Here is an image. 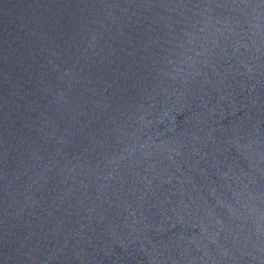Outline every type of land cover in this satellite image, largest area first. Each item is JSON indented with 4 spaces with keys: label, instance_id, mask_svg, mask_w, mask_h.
<instances>
[{
    "label": "water",
    "instance_id": "obj_1",
    "mask_svg": "<svg viewBox=\"0 0 264 264\" xmlns=\"http://www.w3.org/2000/svg\"><path fill=\"white\" fill-rule=\"evenodd\" d=\"M0 264H264V0H0Z\"/></svg>",
    "mask_w": 264,
    "mask_h": 264
}]
</instances>
